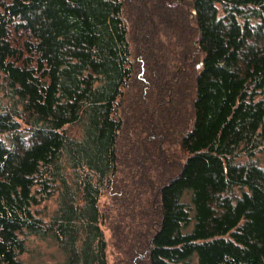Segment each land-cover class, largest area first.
Instances as JSON below:
<instances>
[{
  "label": "trees",
  "instance_id": "1",
  "mask_svg": "<svg viewBox=\"0 0 264 264\" xmlns=\"http://www.w3.org/2000/svg\"><path fill=\"white\" fill-rule=\"evenodd\" d=\"M0 80V264H264V0H0Z\"/></svg>",
  "mask_w": 264,
  "mask_h": 264
},
{
  "label": "rangeland",
  "instance_id": "2",
  "mask_svg": "<svg viewBox=\"0 0 264 264\" xmlns=\"http://www.w3.org/2000/svg\"><path fill=\"white\" fill-rule=\"evenodd\" d=\"M0 98H4L1 83ZM73 128L76 129V127ZM255 159L259 161L260 164L264 165V151L258 153ZM56 199L57 198L54 197L41 205L36 206L35 209L48 219L57 208ZM188 199L189 196L187 195L186 200ZM100 204L104 211L111 205V198L108 192L101 197ZM105 234L106 237L110 239L109 229H105ZM28 246V252L22 255V264H60L64 260V254L52 239L39 240L35 236H30L28 238ZM109 260L110 264H118L119 256L112 246L109 247Z\"/></svg>",
  "mask_w": 264,
  "mask_h": 264
}]
</instances>
